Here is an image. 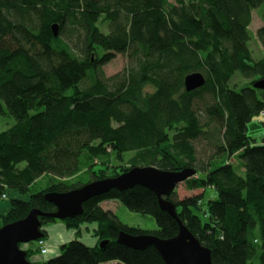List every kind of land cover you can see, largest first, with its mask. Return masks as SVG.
<instances>
[{
	"label": "trees",
	"instance_id": "16d2710c",
	"mask_svg": "<svg viewBox=\"0 0 264 264\" xmlns=\"http://www.w3.org/2000/svg\"><path fill=\"white\" fill-rule=\"evenodd\" d=\"M261 5L264 23V0H0V116L15 121L0 132V202L8 200L6 210L0 204V227L32 209L55 212L44 199L49 192L136 166L188 168L196 174L185 188H210L216 198L180 199L175 189L166 200L212 262L264 264V138L247 134L264 111V90L252 87L264 80V56L254 60L248 47L252 11ZM256 37L264 49V24ZM116 55L126 65L105 76L102 66ZM194 72L205 84L186 92L184 78ZM237 73L248 81L238 90L230 86ZM202 141L215 152L199 155ZM106 201L151 216L157 229L129 227ZM39 220L42 227L58 221ZM62 223L75 231L95 223L98 243L73 239L58 256L32 264H164L152 246L133 250L116 238L125 232L167 240L178 232L141 186L92 197ZM25 252L30 261L39 248Z\"/></svg>",
	"mask_w": 264,
	"mask_h": 264
},
{
	"label": "water",
	"instance_id": "95a60500",
	"mask_svg": "<svg viewBox=\"0 0 264 264\" xmlns=\"http://www.w3.org/2000/svg\"><path fill=\"white\" fill-rule=\"evenodd\" d=\"M53 36H57L56 24L51 27ZM205 84L204 76L199 72L188 74L184 78L186 92L194 91ZM254 89L264 90V80L252 84ZM194 169L180 171H163L153 166H136L126 172L102 180L92 181L82 187L63 193L44 194L46 202L55 207L53 213H43L32 209L21 220L0 227V264H32L27 260L21 245L30 244L44 237L39 217H48L58 221L73 219L82 213V205L92 197L109 192L112 189L123 191L134 186L144 187L155 194L159 208L174 218L178 224L177 235L171 239L161 240L153 235H130L120 232L117 243L133 250H143L152 246L162 258L164 264H214L210 250L183 225L177 217L175 206L166 197L176 187L195 176ZM106 241L99 243L103 247Z\"/></svg>",
	"mask_w": 264,
	"mask_h": 264
},
{
	"label": "rangeland",
	"instance_id": "374dc122",
	"mask_svg": "<svg viewBox=\"0 0 264 264\" xmlns=\"http://www.w3.org/2000/svg\"><path fill=\"white\" fill-rule=\"evenodd\" d=\"M262 12H263V5H261L260 7L254 9L252 11V21H251V25L249 26V33H250V40L248 42V47L252 53V57L254 60H259L264 56V49L263 47L260 45L259 41L257 40L256 37V31L259 27H261L264 23L261 19L262 16ZM103 33L107 32V29L104 27L102 28ZM126 65V57L122 56V55H116L115 58L105 64L104 66H102V70L105 74V76H111L113 74H116L118 72H120L123 67ZM248 83V81L242 79L240 77V75L237 73L231 80L230 82V86L234 87L236 86V90L240 89L244 84ZM4 111H6V108L4 107ZM260 120V122H259ZM264 121L262 119H256L253 118L251 120V122L247 125V134L249 137L253 138L254 140H256L258 143H260L262 141V139L264 138V124L261 123ZM15 123L14 119L6 114H3L0 116V132L8 129L9 127H11L13 124ZM210 145L208 146L206 141H202L200 143L196 144L198 153H200L199 155H206V156H210L211 154H213L215 152V149L213 148L212 144L209 143ZM233 167L234 170L237 174L239 175H243V170L240 167V160L238 158H234L233 161ZM98 169V167H96V170ZM46 178H43L41 180H39L37 187L39 188L40 186H43L46 184ZM177 193H178V197L180 199L185 198L186 195V188L184 184H179L177 186ZM206 193L203 197V200L206 202L208 200L211 199L212 196H215V192L210 190V188L205 189ZM216 198V196H215ZM0 204L2 205V209L6 210L7 209V204H8V200H5L4 202H0ZM102 206L105 209H108L110 211H112L119 219L121 222H123L124 224L128 225L129 227H134V228H140V229H147V230H156L157 229V225L155 220L148 215H142L139 213H135V212H131L129 211L127 208H125L121 203L117 202V201H106L102 203ZM1 210V208H0ZM56 223H62V221H56ZM54 223H51L50 225H53ZM0 225H1V219H0ZM65 226V225H64ZM88 228V230H84V228ZM96 225L95 223H86V224H82L79 229L77 230L78 232H80L81 234V240L78 237V232L77 234H75L73 236V238H75V240L83 243L82 240H84L85 237H83V235H85L87 232L90 235H93V230L95 229ZM74 231V230H72ZM94 239L96 240L97 238L94 236ZM84 245H86L85 243H83ZM27 246V244L21 245V249H24ZM87 246V245H86ZM92 247V246H89ZM60 253L54 254V255H46L43 256L44 260L50 259V258H54L56 256H58Z\"/></svg>",
	"mask_w": 264,
	"mask_h": 264
},
{
	"label": "crops",
	"instance_id": "0c3cea01",
	"mask_svg": "<svg viewBox=\"0 0 264 264\" xmlns=\"http://www.w3.org/2000/svg\"><path fill=\"white\" fill-rule=\"evenodd\" d=\"M184 184V183H182ZM178 190V189H177ZM212 190V189H210ZM213 191V190H212ZM206 190H202V189H197V190H188L186 189V195L185 197H190V196H195V195H200L202 194L203 196L205 195ZM216 196V195H215ZM215 196H212L211 199H214ZM108 210V209H106ZM44 230L46 231V235L47 238L45 240L46 242V246L48 249V252L46 255H54L57 253H60V248L61 246H63L64 244L68 243L69 241L75 239L73 238V236L75 234H77L78 231H72L67 229L63 223H54L53 225H48L44 228ZM84 230H88V228H84ZM78 237L81 240V234L80 232H78ZM84 240L83 243H85L88 247L89 246H95L98 243V239H94V234L90 235L88 232L83 235ZM28 248H32L34 249L35 247L32 245H27L24 249H28ZM31 262H41L44 261V258L42 255L36 254L33 255L30 258ZM106 264H116V262H110V263H106Z\"/></svg>",
	"mask_w": 264,
	"mask_h": 264
},
{
	"label": "built area",
	"instance_id": "2783aa9c",
	"mask_svg": "<svg viewBox=\"0 0 264 264\" xmlns=\"http://www.w3.org/2000/svg\"><path fill=\"white\" fill-rule=\"evenodd\" d=\"M260 119L264 121V111L261 112L260 114ZM260 121V120H259ZM37 247L39 248V253L43 256H45L48 252L46 242L44 240L38 241L37 242Z\"/></svg>",
	"mask_w": 264,
	"mask_h": 264
}]
</instances>
